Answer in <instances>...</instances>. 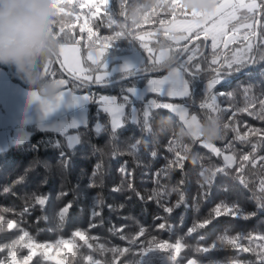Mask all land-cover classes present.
Listing matches in <instances>:
<instances>
[{
  "label": "trees",
  "instance_id": "1",
  "mask_svg": "<svg viewBox=\"0 0 264 264\" xmlns=\"http://www.w3.org/2000/svg\"><path fill=\"white\" fill-rule=\"evenodd\" d=\"M82 2L60 0L57 3L60 11L56 14L57 23L53 30L58 33L63 22L69 39L64 40V33L59 34V39L66 45L80 46L84 56L98 48H104L107 54L139 49L144 37H152L150 41L155 48H170V57L157 68L147 64L139 74L157 72L175 62L183 49L195 40L193 36L177 45L164 31V27L174 20L191 18L178 6L183 5L184 0H177L176 4L173 0H154L148 8L144 7V0H123V8L119 6V0H110L107 8L100 0H96L95 6L81 7ZM257 3H264V0H257ZM110 20L114 21L111 25ZM263 27L264 16H261L257 45L256 27L252 33L253 47L247 57H252L254 62L249 70L250 63L240 73L222 77L220 84L208 90L207 83L215 75L212 68L219 67L247 47L246 40L239 39L212 48L208 40L206 52L186 71L190 95L182 99L158 97L159 102L185 104L202 124L210 116L218 117L221 125L228 124L220 137L212 141L221 150L219 156L201 144V140H205L202 136L195 139L178 116L162 106L153 108L150 115L144 117L142 104H139L141 117L138 122L132 121L127 108L123 124L115 130L108 114L99 108L98 100L102 95L114 94L122 100L127 88L133 86L137 79L148 80L151 76L165 73H153L104 87H86L69 79V87L75 92L92 95L89 122L75 130L80 143L70 148L64 136L36 131L29 141L0 152V212L5 218L0 224V246L17 239L22 227L37 244L44 245L35 249L36 255L32 256L29 264H92L86 259L89 255L93 261L99 260L100 264H141L147 258H152V264H162V259L167 258L169 253L175 257L177 264H187L190 260L198 264H260L264 259V239L256 237L264 236V207L259 206L264 202V192L261 191L264 160L260 159L264 156V142L257 144L249 161H242L241 157L252 153V143L259 139V133L253 135L251 129L264 132V119L257 118L261 114L260 100L264 99ZM117 32H121L119 37ZM176 46L178 48H174ZM204 46L205 41L200 38L183 59L188 55L193 58L200 55ZM55 55L52 61L58 70ZM214 58L216 65L212 64ZM197 64L200 70L193 80L190 73L196 70L194 66ZM10 67L21 76L15 67ZM0 68L7 70L6 65H0ZM58 74L61 75L59 70ZM115 79L118 77L112 80ZM245 89L249 90L245 92ZM212 96H215V108L207 106L213 104ZM253 103L255 107H250L248 112L236 111ZM201 104L206 106L201 107ZM97 124L102 127L99 132ZM246 132V141L237 139V133L243 135ZM170 145L177 151L182 145L190 148L182 168L170 164L176 159L175 151L169 150ZM224 154L236 156V162L231 167H225ZM65 160L68 161L67 166ZM97 165L100 167L97 168ZM241 165L242 172L238 171ZM211 167L225 168L227 175L218 172L209 186L205 183L208 174L201 176L200 172ZM240 178L245 183H240ZM117 187L119 191L115 190ZM156 192L160 193L159 197L154 195ZM60 193L65 195L60 196ZM34 194L48 197L43 207L35 203ZM181 195L183 201L177 204ZM96 197L104 204L101 206L102 214L93 221L90 210ZM69 201L72 206L67 220L62 228H57V213ZM221 202L236 204L252 215L247 218L227 214L216 216L214 210ZM26 206H30L28 212L23 211ZM164 207H172L173 210L167 213ZM8 219L17 221V227L8 229ZM206 219L211 222L203 228L198 227ZM93 222L97 226L90 228ZM162 223L165 224L163 229L159 227ZM121 227L122 233L110 231ZM141 227L143 234H140ZM194 227L196 230L190 231ZM76 230L87 232V244L73 237ZM121 235L126 239H121ZM225 235L231 242L221 244L220 237ZM92 236L98 237V240H92ZM133 237L134 243H129ZM61 239L72 240L73 244L70 247L58 245L56 242ZM178 239L183 242L179 254L173 247L163 252L158 250L162 243L174 245ZM25 242L27 238L15 246L17 264H24L23 258L31 255L32 250L23 246ZM99 243H104L107 248L127 251H103L97 247ZM149 247L152 251L145 256ZM205 247L209 251H197ZM8 252V248L0 252V260L7 259V264H11Z\"/></svg>",
  "mask_w": 264,
  "mask_h": 264
},
{
  "label": "rangeland",
  "instance_id": "2",
  "mask_svg": "<svg viewBox=\"0 0 264 264\" xmlns=\"http://www.w3.org/2000/svg\"><path fill=\"white\" fill-rule=\"evenodd\" d=\"M219 2H222V0L218 1V3ZM245 2L247 3L248 0H245ZM258 15L259 13H248L244 8L237 9V19L230 20L227 23L224 33L217 37L216 47L230 44L234 40H246L247 47L240 49L239 52H236L232 58L238 54L244 55L247 58L251 52L247 51L248 45L251 44L253 46L254 39L252 33L255 31ZM190 19L191 18L177 19L164 27L166 35L170 37L174 44L178 45L185 43L195 36V32L189 35L187 32H184L181 27L185 21ZM244 23L251 24L253 27L245 28L243 27ZM210 24L211 22H209V25L207 26H210ZM196 31L200 30L197 29ZM182 36H187L188 38L180 39ZM200 37H204L202 32ZM151 39L152 37H144L139 49L131 48L126 51L113 54H107L104 48H98L84 56L80 46L75 44L66 45L63 52L58 49L57 54L55 55L57 57L55 58V62L58 64V67H61V69H58L61 75L59 76L58 70L54 68L52 57L49 59L51 63H49L48 60V62L45 63L41 69L42 75L45 79L54 81L62 79L65 81L63 85H59L57 95V97H59V93L63 92L65 93V97H59V99L56 98L53 102L45 101L37 89H28L23 87L20 83L13 81L7 71L0 68V152L7 151L12 146L29 141L32 133L35 132V129H37L36 131L53 132L64 136L68 147L70 138H77L70 148L78 145L80 143V138L75 130L79 127L86 126L89 122L88 105L91 102L92 95L78 94L71 89H65L69 85V78L63 73H67L72 79L81 80L91 85H102L114 82L119 78L138 75L147 64L152 65L153 68H157L161 66V64L163 65L168 61L170 57V48L157 49L151 44ZM206 39L211 42L212 47L211 38L209 37ZM174 48L178 47L176 46ZM189 56L191 55L185 57V59H183L178 66L172 68L177 72V76L175 78L171 77L170 74L172 69H170L162 76H151L148 80H145L144 78L137 79L134 82V85L131 86L134 90V95L128 91V87L127 94L122 96V100H119L114 94L102 95V97H109L110 99H113L118 105H124L123 115L119 117V126L123 124L127 108L130 110L132 121L138 122L141 117L139 104H142V115L144 117H146L144 115L145 111L148 112L149 116L151 110L158 107L157 105L171 104L185 109L188 123H185V121L181 119L179 113H173L178 116L184 128L191 136L195 139H200L201 136L196 138L193 135V132L196 130V126L193 125L190 128L189 124L192 123V116L196 117L199 126H201L202 123L196 115L189 112V109L185 104L172 101H158V97L169 99H182L188 97L171 95L170 93L181 92L183 90L184 83H187L190 88L186 71L182 70L180 67L181 65H184L185 67L187 66L190 62L188 60ZM97 76L102 78L101 82H96ZM89 77H91V79H88ZM116 77H118V79L112 80ZM153 80L164 81L159 85V91L155 90ZM34 91L37 92V99L32 98V93ZM66 91L74 93L73 97L82 98L86 96L88 97V100L85 104H77L73 106L71 100L67 97ZM124 96H128L127 101L124 100ZM42 101L45 103H42ZM153 102L155 103L153 104ZM53 105L58 106L51 111H47L45 109ZM98 106L100 109L105 111V105L101 99L98 100ZM133 108L136 109L135 119L132 118ZM106 113L109 116L112 126L113 115L111 112ZM81 115L84 116L85 120L83 124L78 123L75 127L68 126L71 125L72 120L78 119ZM205 142L206 140H201V144L203 146L205 145ZM162 264H177V261L175 259L167 261V259L164 258L162 259ZM187 264H189V262Z\"/></svg>",
  "mask_w": 264,
  "mask_h": 264
},
{
  "label": "snow or ice",
  "instance_id": "3",
  "mask_svg": "<svg viewBox=\"0 0 264 264\" xmlns=\"http://www.w3.org/2000/svg\"><path fill=\"white\" fill-rule=\"evenodd\" d=\"M60 2V0H52L53 3V7L55 9L56 14L60 11V9L57 7V3ZM68 3H72V0H67ZM95 2L96 0H83V2L81 3V7H84L86 5H92L95 6ZM100 3H102L106 8L109 6L110 4V0H100ZM173 3L176 4L177 0H173ZM119 6L121 8H123V0H119ZM179 7H182L185 10V14L189 15L191 17L190 20L185 21L182 24V29L184 32H187L189 35H191L193 32H195V39H199L201 32L203 33L205 38H211L212 40V47L215 48L216 47V41H217V37L221 34L224 33L225 31V27L227 25V23L230 20L233 19H237L236 16V12L237 9L240 8H244L247 10L248 13H259L261 16H264V3H257V0H248V2L246 3L245 0H222V2H217V0H215V7L207 13H202V12H197L195 9H188L186 7H184L183 5H178ZM100 9L97 8V12H99ZM111 15V13H110ZM214 18H218V19H214ZM77 19H79V17H77ZM114 21H109V24L111 25V23H113ZM209 22H211L210 26ZM57 23V22H56ZM55 23V24H56ZM243 27L245 28H251L253 27L251 24L248 23H244ZM197 29H199L200 31H196ZM53 37L58 39L59 41V47L58 49L63 52L65 50L66 44L64 42H62L59 39V34L64 33V40H68L69 37L67 36V34L65 33V25L63 22L60 23L59 26V32H55L53 29ZM121 35V32H117L116 36L119 37ZM187 36H182L180 37V39H187ZM262 39H264V36L261 37ZM252 45L249 44L247 51H251L252 50ZM193 59L192 56L188 57V60L191 61ZM254 62L252 57H245L244 55H236L234 58L230 59V60H225L223 62V64H221L219 67H215L212 68V71L215 73L214 76H212V78L209 80V82L207 83V89L210 90L212 89L214 86H216L217 84L221 83V79L222 77H226L227 75L233 74V73H240L242 68L244 66H246L248 63ZM49 63H51V61L49 60ZM212 64L216 65L217 64V60L214 58L212 60ZM170 69L171 68V64L168 65ZM182 70L187 71L188 69L184 66L181 65L180 66ZM195 71L190 73V75H192L193 80L196 79L197 75L199 74V65H195ZM221 69H223V71H221ZM171 77L175 78L177 76V72L175 71V69H172L171 71ZM171 78V79H172ZM88 79H91V77H89ZM102 78L97 76L96 77V82H101ZM59 83V85H63L65 83L64 80H58L57 81ZM164 81L163 80H153V84L155 86V90L159 91V85L162 84ZM249 89H245V92H247ZM128 91L130 93H132L134 95V90L129 87ZM171 95H181V96H189L190 95V88L188 86L187 83H184L183 86V90L179 93H170ZM59 97H65V93L61 92L59 93ZM59 97H57V99H59ZM32 98L33 99H37V92H33L32 93ZM101 101L104 103L105 107L104 110L106 112H111L113 115V120H112V128L113 130H115L118 126H119V117L123 115V104H116L115 101L113 99H110L109 97H101L100 98ZM211 99L213 100V104L212 105H207L208 107H212L215 108V96H212ZM88 100V97H71V103L73 106L77 105V104H85V102ZM124 100L127 101L128 100V96H124ZM42 103H45L42 101ZM155 102H153L154 104ZM58 105H53L51 107H47L45 108L47 111H51L53 110L55 107H57ZM158 107H163L166 109H170L172 112L174 113H179L181 116V119L185 121V123H188L187 118H186V111L183 108H180L178 106H173L171 104H163V105H157ZM205 104H201V107H205ZM250 107H255V104H251V105H246L245 107L242 108H238L236 109V111L238 112H248ZM260 109H261V114L257 117L259 119H264V99L260 100ZM251 114V113H250ZM144 115L147 117L148 116V112L145 111ZM132 118L135 119L136 118V109L133 108L132 109ZM214 117H209L208 119L211 120ZM217 119H219L218 117H216ZM191 121L192 123L189 124V127L191 128L193 125L196 126V130L193 132V135L196 138H199V124L197 123V119L195 116L191 117ZM85 122L84 120V116L81 115L78 119H74L72 120L71 127H75L79 124H83ZM229 127L228 124H223L222 125V129H221V133L223 132L224 129H227ZM96 130L97 132L102 130L101 125L97 124L96 126ZM163 130V129H162ZM251 132L253 135H256L257 133H259V139L257 142H253L252 143V153H248L245 154L241 157L242 161H249L250 157H252L253 153L255 152L256 148H257V144L260 142H264V132H260L258 129H251ZM221 135V134H220ZM77 138H70L69 140V147H71L73 145V142L76 140ZM237 139H239L240 141H246L248 139V133H244L243 135H240L239 133H237ZM206 148H208L212 153H214L215 155L219 156L221 155V150L217 147L214 146V144L212 142H205L204 145ZM169 150L170 151H175V155H176V159L173 161H170V164L172 165H176L179 167H183V161L187 158V153L190 151V148L188 146L182 145L181 146V150L177 151L175 149H173V147L170 145L169 146ZM153 155H155V153H153ZM62 157H63V153H62ZM224 162H225V167H231L232 164H234L236 162V156L233 155H224L223 156ZM261 160H264V156L260 157ZM68 161L65 160L64 164L65 166H67ZM100 165H97V168H99ZM253 167H255V159H253ZM122 171H124L123 169H121ZM238 171H243V165H241V167L238 169ZM220 172V173H224L225 175H227V172H225V168H220V167H211V168H203L200 172L201 176H205L206 173L208 174L206 177V181L205 183L208 184L209 186L211 185V180L216 176V174ZM240 183H245L243 178H240ZM203 187V185H202ZM10 189H5V191H9ZM116 191H119V188L117 187L115 189ZM261 191L264 192V181H261ZM205 195H207V192L204 193ZM60 196L65 195V193H60ZM137 195L139 196V193H137ZM154 195L156 197H159L160 193L156 192L154 193ZM34 198H35V203L39 204L40 206H44L46 204V201L48 199L47 196L45 195H35L34 194ZM59 198V197H58ZM183 201V195H181V199L180 201L177 202V204H179L180 202ZM157 202L159 203V200H157ZM104 204V201L101 200L99 197L94 198L93 203L91 205V210H90V217L91 219L94 221L95 217L100 216L102 214V209L101 206ZM72 206V202L69 201L67 204H65L57 213V228H62L67 220V216L69 213V210ZM260 207H264V202H262L260 205ZM29 207L30 206H26L24 208V212H28L29 211ZM111 207V206H109ZM121 208L123 207V205L120 206ZM101 209V210H98ZM172 207H164V211L167 213H171L172 212ZM215 215L216 216H220L221 214H227V215H233V216H242L244 218H247L248 216L252 215V213H246L243 209H241L238 205L236 204H232V205H228L224 202H221L220 205H218L215 210ZM21 215H23V213H21ZM4 215L3 212H0V224H2L4 222ZM44 219H47V217H44ZM211 220L210 219H206L203 222H201L198 227L203 228L205 227L208 223H210ZM101 223H103V221H101ZM18 222L15 221L14 219H8L7 220V228L8 229H13L14 227H17ZM96 223H91L89 225L90 228L92 227H96ZM159 227L161 229H163L165 227V224L162 223L159 225ZM21 232V235L18 236L17 239H14L11 241V244H6L3 246H0V252H3L5 250V248L9 249L8 252V257H10L11 259V264H17V259H16V247L17 245H19L21 242L26 241L27 238V242L24 243V247L29 248L30 250H32L31 255L25 256L23 258L24 260V264H29V261H31L32 256L36 255L35 249L39 248V247H44V245L41 244H37L34 240V238L30 235V233L23 229L22 227L19 229ZM196 228L194 227L193 229H191L190 231H195ZM110 231H112L114 234L116 232H121L123 231V228H112L110 229ZM144 229L141 227L140 229V234H143ZM73 237H78L79 240L84 241V243H88V234L86 231L84 230H76L73 232ZM121 239H126V237L124 235L120 236ZM92 240H98V237L96 236H92L91 237ZM256 239H264V236H258L256 237ZM135 238L133 237L132 239H129V243H134ZM225 242H231L230 238L225 235L220 237V243L223 244ZM58 245H64L65 247H70L73 244L72 240H65V239H61L59 241L56 242ZM89 247H92V245H89ZM97 247L103 251H111L112 253H122L123 251H127V249H119L116 247H112V248H107L106 245L104 243H99L97 244ZM169 247H173L175 253L179 254L182 247H183V242L182 240H177L175 242L174 245H169V244H161L158 247V250L160 252L165 251L167 248ZM249 249H244V251H248ZM152 248L149 247L147 252L145 253V256H147L148 252H151ZM197 251H204L207 252L209 251V249L207 247L203 248V249H197ZM86 259L90 262H92V264H100L99 260L93 261L92 256H87ZM167 261H172L175 259V257L169 253V255L167 256ZM0 264H7V259L5 260H0ZM141 264H152V258H147L144 259L143 261H141ZM189 264H198L197 261L195 260H190ZM260 264H264V259L261 260Z\"/></svg>",
  "mask_w": 264,
  "mask_h": 264
},
{
  "label": "clouds",
  "instance_id": "4",
  "mask_svg": "<svg viewBox=\"0 0 264 264\" xmlns=\"http://www.w3.org/2000/svg\"><path fill=\"white\" fill-rule=\"evenodd\" d=\"M153 2L144 0V7ZM183 6L207 13L215 0H184ZM56 22L52 0H0V65L15 67L47 102L55 101L59 89V83L45 79L41 71L59 47L52 31ZM221 129L219 119L213 118L200 126L199 135L212 142L220 137Z\"/></svg>",
  "mask_w": 264,
  "mask_h": 264
},
{
  "label": "water",
  "instance_id": "5",
  "mask_svg": "<svg viewBox=\"0 0 264 264\" xmlns=\"http://www.w3.org/2000/svg\"><path fill=\"white\" fill-rule=\"evenodd\" d=\"M260 22H261V15H259V19H258V22H257V25H256V33H255V45L258 44V40H259V31H258V28H259V25H260ZM202 38L204 41H205V46H204V50L202 51V53L196 57H194L186 66V68L188 69V66L190 64H192L195 60L199 59L207 50L208 48V45H209V41L208 39L204 38V37H200ZM199 38V39H200ZM199 39H195L193 41H191L182 51L181 55L178 57V59L171 63V68L175 67L178 63L181 62V60L183 59V57L185 56V54L187 53V51L196 44V42L199 40ZM254 61V59H253ZM253 65V62L250 63L249 65V68L247 70H249ZM7 67V72L9 73V75L13 76L15 79H17L24 87L26 88H29V85L28 83H26V81L19 75H17L16 73H14V71L11 69L10 66L6 65ZM61 69V67H59ZM170 68L169 66H166L165 68L161 69L160 71H157V72H147V73H141V74H138V75H132V76H129V77H124V78H119L118 80L114 81V82H110V83H105V84H102V85H91V84H88V83H85L81 80H77V79H72L70 76H68L67 73H65L64 71V75H66L70 80L76 82V83H79L80 85H83V86H86V87H104V86H111V85H114L116 83H120V82H123V81H128V80H132L136 77H143V76H151L153 73H166L167 71H169ZM188 72V70H187Z\"/></svg>",
  "mask_w": 264,
  "mask_h": 264
},
{
  "label": "crops",
  "instance_id": "6",
  "mask_svg": "<svg viewBox=\"0 0 264 264\" xmlns=\"http://www.w3.org/2000/svg\"><path fill=\"white\" fill-rule=\"evenodd\" d=\"M7 71V70H6ZM8 73V72H7ZM9 74V73H8ZM23 86V85H22ZM24 87V86H23ZM26 88V87H25ZM29 89V88H28ZM65 89H71V90H73L71 87H69V85L65 88ZM74 91V90H73ZM75 92V91H74ZM66 93H67V97L71 100V97H73V94L74 93H72L71 91H66ZM75 93H77V92H75ZM24 94V93H23ZM78 94H85V93H78ZM92 104V97H91V102L89 103V105H88V110H89V106ZM36 130L37 129H35L34 131L36 132ZM43 132V131H42ZM32 134H34V133H32Z\"/></svg>",
  "mask_w": 264,
  "mask_h": 264
}]
</instances>
